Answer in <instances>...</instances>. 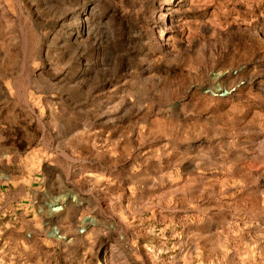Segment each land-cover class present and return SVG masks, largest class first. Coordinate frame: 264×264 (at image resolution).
Masks as SVG:
<instances>
[{
  "label": "rangeland",
  "instance_id": "obj_1",
  "mask_svg": "<svg viewBox=\"0 0 264 264\" xmlns=\"http://www.w3.org/2000/svg\"><path fill=\"white\" fill-rule=\"evenodd\" d=\"M0 264H264V0H0Z\"/></svg>",
  "mask_w": 264,
  "mask_h": 264
}]
</instances>
